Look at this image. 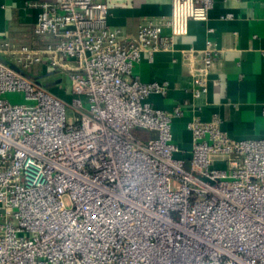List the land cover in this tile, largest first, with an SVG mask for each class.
I'll use <instances>...</instances> for the list:
<instances>
[{"label":"built area","instance_id":"1","mask_svg":"<svg viewBox=\"0 0 264 264\" xmlns=\"http://www.w3.org/2000/svg\"><path fill=\"white\" fill-rule=\"evenodd\" d=\"M129 1L40 3L41 44L0 41V264H264V138L192 117L189 157L176 156L172 121L186 102L154 107L149 95L168 83L133 70L142 53L173 50L213 0H170L169 15L127 37L107 15ZM180 53L191 95H204L219 48ZM42 65L65 76L68 100L36 79ZM12 92L25 102L3 97Z\"/></svg>","mask_w":264,"mask_h":264},{"label":"crops","instance_id":"2","mask_svg":"<svg viewBox=\"0 0 264 264\" xmlns=\"http://www.w3.org/2000/svg\"><path fill=\"white\" fill-rule=\"evenodd\" d=\"M53 1L0 0V41L13 38L41 44L32 35L38 4ZM169 13L170 0H130L110 8L107 23L133 37L142 19ZM227 13L232 17H224ZM207 40L216 43L219 55L208 75L207 92L194 98L190 93L192 77L180 49H201ZM50 70L42 65L35 72L38 77L44 72L50 78L56 73ZM133 70L144 82L168 83L164 95H149L154 107L169 112L186 102L182 115L172 121L173 140L180 149L176 156L189 157L191 133L186 124L192 117L202 121L218 117L221 129L235 140L264 138V0H213L207 19L189 20L187 33L175 38L173 50L156 51L152 57L142 53ZM48 88L63 99L70 98L69 82L65 88L57 83Z\"/></svg>","mask_w":264,"mask_h":264},{"label":"rangeland","instance_id":"3","mask_svg":"<svg viewBox=\"0 0 264 264\" xmlns=\"http://www.w3.org/2000/svg\"><path fill=\"white\" fill-rule=\"evenodd\" d=\"M36 79L42 85H44L46 87H50L52 84L57 83L60 86L64 85V88H65L67 86V83H68L65 76L63 74H60V73H55V75H51V77L49 78V76H47V74L43 72V74L41 73V75L39 77H36ZM3 97L9 99L13 103L25 102L22 94L17 93V92L6 93L3 95ZM74 117H75L74 112L71 110V108L67 107L66 108V122H67V124L72 123L74 121ZM132 132L137 138H139L141 140H145L146 137L150 136L147 131L140 129V128H135L132 130Z\"/></svg>","mask_w":264,"mask_h":264}]
</instances>
